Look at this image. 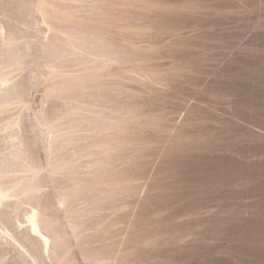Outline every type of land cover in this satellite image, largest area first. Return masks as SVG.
<instances>
[{
    "label": "rangeland",
    "instance_id": "obj_1",
    "mask_svg": "<svg viewBox=\"0 0 264 264\" xmlns=\"http://www.w3.org/2000/svg\"><path fill=\"white\" fill-rule=\"evenodd\" d=\"M0 99V264H264V0H0Z\"/></svg>",
    "mask_w": 264,
    "mask_h": 264
},
{
    "label": "bare ground",
    "instance_id": "obj_2",
    "mask_svg": "<svg viewBox=\"0 0 264 264\" xmlns=\"http://www.w3.org/2000/svg\"><path fill=\"white\" fill-rule=\"evenodd\" d=\"M24 4V3H23ZM7 37V36H6ZM62 52V51H61ZM26 54V53H25ZM3 55V54H2ZM108 57V56H107ZM7 61V60H6ZM101 67V66H100ZM87 71V70H86ZM57 85V84H56ZM10 87V86H9ZM14 88V87H13ZM11 89H12V87H11ZM10 89V90H11ZM62 89V88H61ZM10 90H8V92L10 91ZM61 91V90H60ZM84 92V91H83ZM13 93V92H12ZM68 94V93H67ZM63 95V94H62ZM61 95V96H62ZM80 96H82V95H80ZM85 96V95H84ZM55 97V96H54ZM68 97V96H67ZM1 100V99H0ZM65 100V99H64ZM63 102H65V101H63ZM67 102H69V100L67 101ZM71 103V102H70ZM67 104V103H66ZM65 104V105H66ZM70 105V104H69ZM67 106V105H66ZM70 109V108H69ZM77 109H79V108H77ZM76 109V110H77ZM73 110V109H72ZM120 111V110H119ZM96 112V111H95ZM60 113V112H59ZM70 113V112H69ZM89 114H91V113H89ZM94 114V113H93ZM101 115H102V113H101ZM55 116H57L56 114H55ZM105 116V115H104ZM43 117H45V116H43ZM46 118V117H45ZM63 118V117H62ZM62 118H60V119H62ZM81 121V120H80ZM86 121V120H85ZM108 123V122H107ZM80 124V123H79ZM87 124V123H86ZM100 124V123H99ZM109 124V123H108ZM81 125H79V127H80ZM85 126V125H84ZM90 126H92V125H90ZM68 127H69V125H68ZM78 127V126H77ZM76 127V128H77ZM105 127V126H104ZM101 128V127H100ZM103 128V127H102ZM80 129V128H79ZM69 130V129H68ZM67 130V131H68ZM71 130H72V128H71ZM66 131V130H65ZM92 132V131H91ZM71 133V132H70ZM74 134V133H73ZM71 135V134H70ZM59 136H60V134H59ZM84 138V137H83ZM85 139V138H84ZM62 142H64L63 140H62ZM65 143V142H64ZM55 144V143H54ZM64 145V144H63ZM101 146H103V145H101ZM59 147H60V145H59ZM76 150V149H75ZM74 151H72V153H73ZM61 153V152H60ZM59 153V154H60ZM69 153V152H68ZM108 154V153H107ZM86 155V154H85ZM98 155V154H97ZM103 155V154H102ZM106 155V154H105ZM79 156H81V155H79ZM87 156V155H86ZM78 157V156H77ZM79 158V157H78ZM75 159V158H74ZM80 159V158H79ZM92 161V160H91ZM95 161V160H94ZM93 161V162H94ZM102 161V160H101ZM96 162V161H95ZM75 163H76V161H75ZM100 163V162H99ZM90 169V168H89ZM92 169V168H91ZM3 170H4V168H3ZM91 172H93V171H91ZM78 173V172H77ZM96 174V173H95ZM108 188V187H107ZM10 196L7 194V191L6 190H4V189H2L1 187H0V199H8ZM1 202V201H0ZM60 203V202H59ZM61 206V205H60ZM63 206V205H62ZM47 212H48V209H47V207L46 206H44V205H41L40 206V210H39V220H38V222L36 223V225L37 226H40V229H42L43 231H45L46 233H48L49 235L50 234H52L53 233V231H54V228L52 227V225L49 223V221H48V214H47ZM91 214V213H90ZM53 239H55V237L53 236L52 237ZM15 239L17 240V241H19L22 245H23V247L26 249V251L27 252H29L30 254H35L34 252H39V251H41V247H40V245H38L33 239H30V237L28 236V235H23L22 237H19V236H15ZM17 243V242H16ZM54 247H55V249H60V244H58V243H56L55 242V244H54ZM67 248V247H66ZM27 255V254H26Z\"/></svg>",
    "mask_w": 264,
    "mask_h": 264
}]
</instances>
